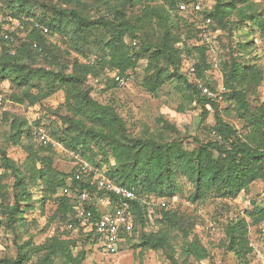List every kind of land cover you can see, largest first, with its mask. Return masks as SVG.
Returning a JSON list of instances; mask_svg holds the SVG:
<instances>
[{
  "label": "trees",
  "instance_id": "1",
  "mask_svg": "<svg viewBox=\"0 0 264 264\" xmlns=\"http://www.w3.org/2000/svg\"><path fill=\"white\" fill-rule=\"evenodd\" d=\"M213 1L211 9L201 7L200 12H195L193 6L201 4L200 0H68L67 6L43 2L39 5L34 0H0L5 23L17 21L22 28L32 26L24 37L15 32L0 33V82L8 80L28 89L21 98L13 95L12 100L19 104L28 101L31 106L40 105L45 116L53 118L46 129L52 135H55V129L58 130L64 137L61 142L66 149L81 154L116 185L135 193L136 198L128 201L132 231L120 232L118 252L129 243L140 253L161 251L173 264H183L178 261L171 244L169 227H178L187 237L193 235L192 224L177 212L167 210L165 202L160 218H156L159 230L150 231L149 202L174 197L178 178H184L193 187L189 197L192 204H202L210 198L236 200L247 188L264 179V104L260 107L261 134L258 135L263 139L257 137L251 142L223 119L218 99L204 94L197 86L200 81L190 80L196 75L203 81L205 71L211 69L204 56L210 46L178 48L182 41L176 22L188 13L202 14L204 19H210L209 27L214 23L218 29L230 34L240 31L245 40L236 45L242 54L235 53L232 48L229 60L220 58L219 61L227 91L224 95L241 110L250 111L248 91L255 93L264 76L257 65L244 61L243 53L255 46L256 34L264 44V11L247 4L246 0ZM35 3L40 6V15L34 11ZM181 3L189 5L188 12L180 13L178 6ZM240 3L246 5L240 6ZM35 24L47 27L49 32L44 33ZM95 28L108 34L103 45L106 54L95 61L85 55V60L75 56L72 67L69 62H64V55L69 52L52 44V39L60 36L70 49L81 52L78 45L85 40L84 34ZM196 53L201 55L202 65L195 63L191 67L196 71L193 75L191 68L187 74L182 73L184 61ZM35 54L42 56L45 66L35 65ZM141 60L146 61L143 81L150 93L155 94L169 81L176 80L181 85V92H188L187 99L196 101L201 108L202 125L213 112L215 125L205 126L209 136L206 141L197 136L171 137L168 133L176 131L175 126L163 117L156 120L158 127L154 132L144 128L142 134L134 135L115 107L94 98L88 87L90 77L107 76L106 71L128 77V73H135ZM107 79L112 84L110 88L118 86L116 80ZM35 81L43 82L47 91L37 89L38 93L33 94ZM69 87L83 89L67 92ZM58 94H63V102L55 107L45 105ZM5 115L4 121L9 127L7 136L0 142V215L3 224L14 232L18 228L38 225L45 216L47 203L54 201L55 218L63 222L68 233L74 232L85 239L80 242L79 238L55 236L41 246L33 245L30 240L18 248L16 259H2L0 264H28L34 258H37L36 264H57L58 260L61 264H83L87 258L86 243L104 252L95 233V224L105 212L99 205L107 199L108 210H111L120 206L119 200L89 182L78 180L75 173L60 172L54 167L52 157L42 156L52 148L42 139L41 120L30 122ZM24 139L31 142L29 155L26 163H19L9 152ZM93 150L100 163L89 156ZM117 150L124 151L126 160L117 168L109 167V154ZM105 164L108 168L104 169ZM77 190L88 191L96 197L95 201L82 204ZM82 209L90 212L91 217L81 216ZM249 217L254 226L264 222V208L231 219L225 228L229 249L240 264H248L246 256L253 252ZM135 234L138 235L137 243L132 244ZM184 251L187 257L197 260L209 255L195 236Z\"/></svg>",
  "mask_w": 264,
  "mask_h": 264
},
{
  "label": "rangeland",
  "instance_id": "2",
  "mask_svg": "<svg viewBox=\"0 0 264 264\" xmlns=\"http://www.w3.org/2000/svg\"><path fill=\"white\" fill-rule=\"evenodd\" d=\"M39 5L40 3L57 4L60 6H67L68 0H34ZM247 4H253L257 10L264 11V0H246ZM203 8L211 9L214 4L213 0H200ZM35 3V13L39 14V5ZM246 5L240 3V6ZM95 15V13L93 12ZM204 17L202 14H186L176 22V29L178 35L181 37L182 44L178 48L183 47H205L210 46L206 51L205 57L207 63L211 65V69L205 71V78L203 81L198 80L195 76L190 77L192 82L200 81L205 87L213 89L215 98L218 99L222 108L223 119L238 130L241 135L247 140L253 142L261 134L259 128L260 107L264 104V81L255 93L248 91L250 111L245 112L235 105L234 101L229 99L223 85L222 62L219 66L214 63V58L217 60L228 61L230 54H242L241 48L236 43L244 41V37L240 31H234L230 34L228 31H222L213 23L211 27L207 28V40L205 41L201 36V29L204 28ZM32 26L22 28L17 21L8 24L5 23L2 12L0 11V33L15 32L19 37H24ZM84 41L80 42L78 48L81 52H76L70 49L65 40L60 36L52 39V44L60 46L69 52L64 55V62H69L70 66L75 56L83 58L84 55L91 61H95L106 54L103 48L104 43L108 39V34L105 30L95 28L84 34ZM255 46L243 53L244 61L250 65H257L263 72L264 76V44L259 34L254 38ZM1 51V47H0ZM83 54V55H82ZM35 65L45 66L42 56L35 54ZM85 60V59H84ZM195 63L202 65V57L196 53L193 57L184 61L182 73L187 74L189 68L194 67ZM146 61L141 60L135 73H128L129 81L126 85L116 86L110 88L112 84L109 83L107 77L111 80H116V72H107V76H102L98 79L90 77L88 87L91 88L94 98L104 105H112L123 116L127 126L132 134H142L144 128H148L154 132L157 129L156 120L163 117L168 122L175 126L176 131L169 132L171 137L185 138L187 136H197L201 140L208 139L206 127H213L215 120L213 112L206 119L205 123H201V108L196 101L188 100V92H181L180 83L176 80H171L159 90V92L152 94L144 86V69ZM36 88L31 90L33 94H37L39 90L46 89L45 84L35 81ZM83 89L76 87H69L67 92H76ZM28 89L19 87L16 83L11 81L0 82V142L7 136L8 127L4 121L5 114L10 116L21 117L33 122L37 119L41 120L39 130L44 133L45 141L51 145V152L42 153V156L47 155L53 158L54 167L60 172L66 174L76 173L78 165L82 162H88L81 154L66 149L61 140L63 135L54 130L52 135L48 132V128L53 118L45 116V112L40 105L31 106L28 101L21 104L12 100L13 95L20 98ZM47 91V89H46ZM40 97V96H39ZM63 102V94L51 97L46 101L47 106H56ZM210 107H208L209 109ZM46 127H48L46 129ZM46 129V130H45ZM30 141L23 140L21 145L10 148V157L19 163H26L29 155ZM89 156L95 162L100 163L99 156L93 150ZM126 160V154L122 150H117L109 154V167L117 168ZM89 163V162H88ZM107 165V166H108ZM106 167L103 166V168ZM0 162V173L2 171ZM108 168V167H106ZM105 169V168H104ZM176 194L172 198L164 197L157 198L149 202L157 206L154 213L150 215V231H158L159 226H156V218H160L159 204L166 202L167 210L177 212L182 218L188 220L193 226V235L198 237L201 245L207 250L208 256L205 259L197 260L194 257H187L185 249L193 240V235L185 237L182 230L178 227H169L171 244L177 253L178 261L183 264H234L240 262L237 256L230 251L229 242L225 234L231 219L237 216H242L245 212L250 213L255 210L264 208V179L257 181L249 188H247L241 195L233 201L210 198L202 204H192L189 197L193 191V187L184 178H178L176 183ZM59 192V191H58ZM59 194V193H58ZM100 208L103 211L108 210V205L100 203ZM56 204L54 201H49L45 208V216L40 219L39 224L29 226L27 229L18 228L17 232L8 229L3 224L2 216L0 215V260L2 259H16L18 255V248L23 246L26 242L32 240L33 245L41 246L47 244L49 239L55 236L69 238H79L80 242L84 241L78 234L72 232L68 233L66 226L59 219L55 218ZM153 215V216H152ZM250 222V246L253 249L251 254L246 256L248 264H264V222L254 226L252 218H248ZM138 235L135 234L132 244L137 243ZM85 244V243H83ZM82 244V245H83ZM84 248L87 251V258L83 264H173L165 254L161 251H146L140 253V250L131 248L128 243L123 246L122 251L115 255H110L102 252L100 249L86 243ZM37 258H34L28 264H36ZM57 264H61L58 260Z\"/></svg>",
  "mask_w": 264,
  "mask_h": 264
},
{
  "label": "built area",
  "instance_id": "3",
  "mask_svg": "<svg viewBox=\"0 0 264 264\" xmlns=\"http://www.w3.org/2000/svg\"><path fill=\"white\" fill-rule=\"evenodd\" d=\"M195 12L201 11V4H195L194 6ZM180 13H186L189 10V5L186 3H181L178 6ZM174 14V13H173ZM211 23L210 19H204V28L201 29V36L206 41L207 40V28ZM36 28H40L44 33H48L49 30L45 26H41L39 24H35ZM6 39L9 36H5ZM136 45V42L133 43ZM14 53V51H12ZM214 63L216 66L220 65V61L217 58H214ZM195 69H190V74H195ZM116 81L119 86L126 85L129 81V77L127 76H116ZM198 88L206 95L211 98H215L214 92L210 91L207 87H205L201 82L197 83ZM42 139L45 140V137L42 136ZM75 177L78 180H83L85 182H89L91 186H95L99 189H102L108 193L113 194L120 202V206L114 207L111 210H107L104 212L100 220H98L95 224V233L99 236L100 244L105 253L110 255H115L118 252L119 244L121 242L120 232L132 231V224L129 220L128 211L130 210L129 200H133L136 198L135 193L126 187L116 185L113 181L108 179L99 168L91 165L88 162H82L76 170ZM79 193V200L82 204L88 202H94L96 197L89 193L88 191H82ZM102 203L108 204L109 201L107 199H103ZM166 207L165 202H161L159 204V209L162 210ZM157 209V206L151 204L148 207L150 213H154ZM81 216L87 215L88 218L91 217L90 212H86L85 209H82L80 212ZM234 264H240V262H235Z\"/></svg>",
  "mask_w": 264,
  "mask_h": 264
}]
</instances>
